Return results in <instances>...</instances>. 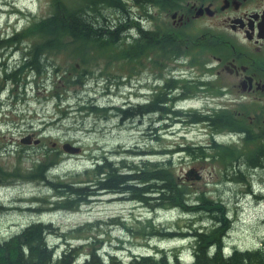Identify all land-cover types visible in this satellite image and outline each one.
Wrapping results in <instances>:
<instances>
[{
	"label": "trees",
	"instance_id": "obj_1",
	"mask_svg": "<svg viewBox=\"0 0 264 264\" xmlns=\"http://www.w3.org/2000/svg\"><path fill=\"white\" fill-rule=\"evenodd\" d=\"M137 1L148 4L149 7L146 8L148 10L145 11L148 14L152 10V5L171 11L178 7L181 0ZM107 5L124 9L122 0H48L49 7L46 13L28 18L26 26L18 30L12 28L7 33L8 36L5 35L14 41L33 38L35 42H32L31 50L36 64L39 63L41 54L63 53L67 61L65 63L68 66L67 72L76 69L77 64L81 66L79 60L81 63L89 64V59H84L86 55H95L97 61L105 59L106 69L113 71L109 72L107 84L112 83L111 77L119 75V65L116 60L125 58L132 61L135 58L139 60L149 58L151 64L158 68L159 74L154 77L159 84L153 87L151 95L145 102L125 99L120 105H108L102 108H99L96 101L90 104L85 101L80 103L87 104L88 109L93 112L101 110L113 113L121 123L155 115L153 130L160 127L159 129L170 131L169 125L172 121L169 118H171L191 124L200 122L215 133L230 130L238 134V137L233 141H218L212 138L208 143L197 144L181 138L182 142L174 150L169 149L170 145H163L161 148L146 144L117 146L108 152L96 154L91 164L81 168L82 170L73 169L66 172L64 178L61 174L45 178V169L52 166L55 161L48 163L39 161L28 177L30 179L40 177V181H44L47 185L45 191H51L54 198L50 201L47 195L33 196L32 205L41 203L34 210H76L83 204H88L94 197L114 194L118 199L138 202L152 213L167 210L175 211L177 218L199 217L196 221L200 222L181 226L177 219L167 227L159 226L152 217L137 219L143 223L137 230L145 235L146 239L188 235L186 238L190 240L193 259L190 264H264V239L256 247L234 246L223 254V241L230 228V222L227 220L230 211L226 202L208 195L204 189L194 191L195 182L201 178V174L195 172L196 165L189 171L178 170L172 159L173 153L178 151L183 157L191 158L196 164L219 166L227 182L249 184L248 170L264 169L263 122L255 119L250 123L247 118L249 112L246 109L240 111L237 108L201 111L188 109L187 111L176 108L177 99L192 97L197 90L204 89L214 94L219 91V86H216L218 83L214 80L207 81L189 76L182 78L174 74L167 76L163 73L166 70L172 71L178 60L197 54V48L206 49L205 44L201 43L200 38L198 40L197 37L193 38L172 29L164 28L153 33L138 24L137 33L133 31L134 26L132 30L129 27L127 30L129 32L124 33L127 27L123 26L121 21H110L100 12V9ZM123 35L127 37L126 46L129 48L124 50L122 57L117 50L120 47V39H123L120 37ZM150 55L152 58L149 57ZM107 58L114 61L109 66ZM29 63L30 61L27 65L30 66ZM169 66L172 68H168ZM61 72L63 73L64 70ZM85 72L86 69H82L77 76H83ZM68 76L62 75V80L68 84L73 83L69 81L71 77L67 79ZM156 124L159 127H156ZM152 155L154 157H151ZM54 160L57 158L54 157ZM0 174H4L2 168ZM192 176L196 177V180H190ZM12 177L21 176L14 174ZM201 216H206L207 219L203 220ZM110 221L114 223L119 220L112 218ZM206 222L211 223L208 228L202 226ZM121 223L126 229H131L126 223ZM100 224V221H95L62 232L51 222L45 223L41 219L30 222L18 232L0 237V264H75L73 262L81 252L83 254L80 264H184L179 258L178 250L174 252L158 250L157 245L151 252L140 251L131 254L127 261L118 257L115 251L107 252L106 255L100 254L102 241L98 236L82 238L85 239L84 242L77 245L69 241L70 238H77L79 233L89 227ZM50 234L59 235L66 243V248L61 253H56L57 257L53 256V248L48 244L47 237Z\"/></svg>",
	"mask_w": 264,
	"mask_h": 264
},
{
	"label": "rangeland",
	"instance_id": "obj_2",
	"mask_svg": "<svg viewBox=\"0 0 264 264\" xmlns=\"http://www.w3.org/2000/svg\"><path fill=\"white\" fill-rule=\"evenodd\" d=\"M122 2L124 4L123 10L118 7L107 5L101 8L100 12L110 21H121L122 25L127 27L128 25L132 26L134 24L135 16L142 15L144 9L149 7L147 3H142V1L139 3L137 0H122ZM3 4L8 5L5 7L8 11H10L9 9L16 8L14 5L22 7L26 12L29 11L27 9L29 8L34 12L32 14L34 17L46 13L49 7L48 0H0L1 7H3ZM8 11L2 13L3 10L0 9L1 29L9 22ZM151 15L154 19H148L147 22H144L148 27L161 31L172 24L170 16L167 15L166 11L163 9L158 10L157 7H152ZM21 16H23V14ZM12 18H14V16ZM192 18L193 17H191V19ZM218 20L219 18L192 19L187 25H183L178 29L180 31H186L189 36H199L204 33L205 30L208 31L210 28L209 25L211 26L210 30L216 32L213 24ZM20 21L19 24L23 25L26 23V18ZM120 38H123L122 42L125 43V50L128 49L129 47L126 46L128 42L127 37L123 35ZM33 40V38L28 39V41L31 42ZM197 50L199 51V48H197ZM209 53V51H203L196 56V59L199 61L208 59L210 56ZM151 55H153L152 52ZM61 57L60 59L58 57L53 60L56 63L63 64L65 56ZM16 60L17 59L13 57L8 62L13 64ZM51 62L52 60H48L46 64L51 66ZM99 62L105 64L104 59H98L97 64L89 68L90 74L86 75L84 78V85L72 83L71 85L65 86L67 87V91L63 93V96H65L66 101L63 103L58 102L57 99L52 97L54 93H56L55 90L60 88V84L58 83V79L54 80V76L52 77L51 72H49L48 76L46 73L41 74V78H38V76L27 77L26 81L28 84L25 83L22 88H20L23 93L19 94L21 99L14 104L10 102L3 104V108L0 107V141L1 143H8L12 140L13 147H9L10 149L16 150V148H23L25 146L35 147L36 144L32 143L33 141L28 138V136H32V138L38 137V139H41V142L44 141V144L47 146L51 144V141L59 142V140L68 139V141L75 142V144L83 149L82 155L79 157L64 156L62 158H57V160H54L52 157L41 158L39 154L42 152V149H31V154L25 155H21L19 151L14 150V152L10 154L6 153V151L0 154V168L4 170V174L1 175L0 178L2 177L1 179L7 181H15L11 183L9 187H0V236L14 233L33 218H37V216L45 222L51 221L54 226L62 231L75 229L79 225L95 220H103L107 222L103 223L101 226L94 225L89 227L86 231L79 233L77 236L78 239H72L73 243L83 240L82 238L98 236V239L102 241L100 243V246L103 247L102 253L106 254L107 251H111V249H118L121 250L119 253H121L125 259L128 258L130 253L144 252L155 246V244H158L159 249L173 252L176 250H183L188 253L191 251L188 240L183 243L182 240L176 238H161V240L158 238H147L150 240L149 243L145 235L137 230V228H139L138 226L143 225V223L134 220V216L137 215L142 218L146 216L156 217L155 222L159 226L164 227L174 223L177 219H179L178 223L181 226L191 222H200L196 221L199 218L196 216H183L177 218L175 211L166 210H159L158 213L152 214V212L146 211L145 208L135 206V204L130 201H124L116 197L112 198L109 195L93 198L90 200L89 204L82 205L74 211L45 210L40 213H32L29 210L13 207L20 201L30 202L33 196H42L44 194L46 188L44 184L38 181L39 178L30 179L28 177L32 173V168L37 164L36 162L40 160L42 161L45 159L46 163L55 161L54 163L57 164L58 171L54 172L53 176L59 173L61 177L64 178L66 177V172L76 168L80 169L89 164L93 151L109 150L110 147L112 148L116 145L130 146L139 143L160 148L163 145L169 144L171 148H174L179 142H182V135L191 143L208 141L209 130L202 128V125L187 127L177 123L173 129H171V132H163L159 129V126V128L154 131L152 129V124L155 120V115H147L143 118L135 119L132 122L121 123L113 113L105 115L104 111H90L87 104L81 106L77 105L78 102L83 99L88 102L94 99L101 106L120 105L125 99L135 101L137 95H142L137 93V89L140 87V83L137 82L143 84L142 87H144L141 91L148 95L149 90L148 87L145 86L147 79L150 78L151 81L156 74H159L158 68H155L150 60L133 62L123 58L118 73L122 75L123 78L126 76L123 82L127 83H123L124 85L122 84L121 86L109 85V88L107 87L108 90H106L105 83L107 80L105 78H108L113 71L110 72L109 69L104 70L102 64ZM201 69L202 66H193L186 68L184 72L185 74L198 75L201 74ZM167 72L168 71H163V73ZM129 73H132L130 74L131 76ZM221 74L220 83L228 88L227 95L223 97L211 96L206 100L194 98L193 100L191 99L181 104L184 103L183 105L186 107L193 106L201 108L207 105V107H203L205 109L223 105H226L228 108H239L244 105L250 108V114L256 110L258 111V109H261L264 113V99L259 101L253 98V96H250L259 93L246 92V90H242L238 86V77L226 71ZM36 85H38V90ZM133 85H135V87ZM12 87L13 86L9 83L6 84L7 89L2 94V101L4 103L9 102L6 98ZM244 93H246L247 96L241 97L240 95ZM57 104H59L58 107ZM77 107L80 111L76 110ZM11 109H13L14 112H10ZM60 109L63 111H70V117L61 121H56L60 115ZM4 112H6V115H4ZM39 117L41 118L38 120L39 123H42L43 120H47L45 122L46 126H43V124H36L31 127L28 126V121L30 119H38ZM262 120L261 122L264 124V119ZM41 126L45 129L44 133H41L39 130ZM31 130L34 132V135L28 133ZM22 138H25L26 142L21 143L20 140ZM219 138H224L223 140H225L226 136L220 135ZM14 141L17 145L14 144ZM41 142L39 144H41ZM181 154L180 152H174V156L172 157L174 166L178 170L184 169V171H189L192 169L191 167L196 165L195 172L201 174V178L195 182V188H193V190L204 189L207 191L208 195L215 199L223 200L227 204L230 211V215L227 217V220L230 222V228L225 236L226 246L229 248L232 246L252 248L259 245L260 241L264 239V169H249V184L242 182H227L219 166L212 167L211 164L206 163L196 164L192 162L191 158L183 157ZM14 174H19L22 178L15 179V177H12ZM193 179L196 180V177H190V180ZM111 217L119 219L125 218L127 220L125 221L127 222V226L131 229H124L121 224H109L108 222ZM201 218H204L203 220H205V218L207 219L206 216H201ZM210 224V222H206L202 226L208 228ZM56 236L57 235L54 234L48 236V241L57 243V247L59 246L60 248L59 250L64 249L65 244L63 239L60 240ZM126 248L131 249L132 252Z\"/></svg>",
	"mask_w": 264,
	"mask_h": 264
},
{
	"label": "flooded vegetation",
	"instance_id": "obj_3",
	"mask_svg": "<svg viewBox=\"0 0 264 264\" xmlns=\"http://www.w3.org/2000/svg\"><path fill=\"white\" fill-rule=\"evenodd\" d=\"M179 12L178 24L192 19L219 18L213 24L218 47L214 54L215 71L238 77L242 90L264 92V0H190Z\"/></svg>",
	"mask_w": 264,
	"mask_h": 264
},
{
	"label": "bare ground",
	"instance_id": "obj_4",
	"mask_svg": "<svg viewBox=\"0 0 264 264\" xmlns=\"http://www.w3.org/2000/svg\"><path fill=\"white\" fill-rule=\"evenodd\" d=\"M133 4V3H132ZM215 6V5H214ZM21 22V21H20ZM118 25V24H117ZM71 31V30H70ZM148 32V31H147ZM8 35V34H7ZM139 35V34H138ZM109 37V36H108ZM158 38V37H157ZM180 40V39H179ZM179 43V42H178ZM179 45V44H178ZM171 48V47H170ZM177 48V47H176ZM99 50V49H98ZM82 53V52H81ZM78 58V57H77ZM35 59V58H34ZM79 59V58H78ZM246 61V60H245ZM237 64V63H236ZM72 65V64H71ZM151 67V66H150ZM68 69V68H67ZM97 72V71H96ZM136 72V71H135ZM145 73V72H144ZM141 76V75H140ZM256 76V75H255ZM152 78V77H151ZM165 80V79H164ZM196 80V79H195ZM36 83V82H35ZM58 85V84H57ZM95 85V84H94ZM255 85V84H254ZM122 90V89H121ZM120 90V91H121ZM148 91V90H147ZM100 92V91H99ZM117 93V92H116ZM80 94V93H79ZM76 97V96H75ZM193 100V99H192ZM74 101V100H73ZM118 102V101H117ZM192 102V101H191ZM112 103V102H111ZM184 104V103H183ZM176 105V104H175ZM173 110V109H172ZM176 110V109H175ZM92 118V117H91ZM248 118V117H247ZM57 119V118H56ZM93 119V118H92ZM134 119V118H133ZM101 120V119H100ZM105 121V120H104ZM132 122V121H131ZM160 122V121H159ZM224 123V122H223ZM25 124V123H24ZM93 126V125H92ZM69 127V126H68ZM103 127V126H102ZM155 131V130H154ZM97 132V131H96ZM75 135V134H74ZM224 139V138H223ZM141 143V142H140ZM211 146V145H210ZM111 148V147H110ZM34 149V148H33ZM95 149V148H94ZM15 151V150H14ZM86 151V150H85ZM45 153V152H44ZM177 154V153H176ZM79 157V156H78ZM202 159V158H201ZM63 161V160H62ZM87 161V160H86ZM33 162V161H32ZM193 162V161H192ZM37 163V162H36ZM60 164V163H59ZM15 165V164H14ZM235 165V164H234ZM258 168V167H257ZM41 169V168H40ZM117 169V168H116ZM33 170V169H32ZM62 170V169H61ZM82 170V169H81ZM224 170V169H223ZM220 171V170H219ZM9 173V172H8ZM33 173V172H32ZM162 178V177H161ZM254 178V177H253ZM194 180V179H193ZM182 185V184H181ZM9 187V186H8ZM245 187V186H244ZM135 195V194H134ZM127 198V197H126ZM244 199V198H243ZM134 202V201H133ZM8 203V202H7ZM175 208V207H174ZM220 211V210H219ZM38 217V216H37ZM193 221V220H192ZM112 222V221H111ZM145 227V226H144ZM174 227V226H173ZM15 229V228H14ZM221 232V231H220ZM149 234V233H148ZM188 236V235H187ZM152 238V237H151ZM161 240V239H160ZM212 248V247H211ZM215 248V247H214ZM146 250V249H145ZM163 251V250H162ZM194 252V251H193ZM160 254V253H159ZM74 257V256H73ZM124 257V256H123ZM112 258V257H111ZM127 258V257H126ZM128 261V260H127ZM134 261V260H133ZM173 263V262H172Z\"/></svg>",
	"mask_w": 264,
	"mask_h": 264
}]
</instances>
